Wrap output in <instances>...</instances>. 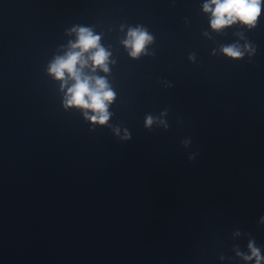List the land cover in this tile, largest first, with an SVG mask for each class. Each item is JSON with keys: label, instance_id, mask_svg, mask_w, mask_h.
Listing matches in <instances>:
<instances>
[{"label": "clouds", "instance_id": "1", "mask_svg": "<svg viewBox=\"0 0 264 264\" xmlns=\"http://www.w3.org/2000/svg\"><path fill=\"white\" fill-rule=\"evenodd\" d=\"M260 2L261 0H210V3H206L203 7L205 12H210L212 15L211 27L219 30L237 21L253 26L260 15ZM73 31L77 34L75 43L70 42V50L65 56L56 58L49 71L58 80H65L66 75L67 78L74 80L68 89L67 106L91 110L95 115L89 119L104 124L109 119L107 105L114 99V93L108 88L103 78L85 76L83 68L91 61L93 70L99 67L107 72L106 62L109 53L100 47V37L93 35L89 29L81 27ZM151 39L152 37L146 31L135 29L129 30L128 39L124 43L126 47L131 48L130 55L136 57L144 51L145 45ZM223 51L231 57L241 55L234 47L225 48ZM85 53L90 55L85 58ZM146 123L148 125L152 123L151 117ZM249 247L252 248L251 244ZM252 254L257 257V264H259L258 250L252 248Z\"/></svg>", "mask_w": 264, "mask_h": 264}]
</instances>
